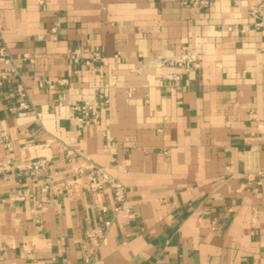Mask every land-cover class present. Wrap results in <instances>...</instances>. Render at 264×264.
<instances>
[{"label": "crops", "instance_id": "crops-1", "mask_svg": "<svg viewBox=\"0 0 264 264\" xmlns=\"http://www.w3.org/2000/svg\"><path fill=\"white\" fill-rule=\"evenodd\" d=\"M262 1L0 0L17 69L0 86V164L48 158L35 177L0 178V264H82L94 244L89 264H264V33L241 32ZM83 47L104 62L76 73ZM184 51L198 65L163 64ZM101 95L79 127L70 102ZM90 165L125 186L131 213L115 212L109 185L91 190ZM60 174L81 178L44 191Z\"/></svg>", "mask_w": 264, "mask_h": 264}, {"label": "built area", "instance_id": "built-area-1", "mask_svg": "<svg viewBox=\"0 0 264 264\" xmlns=\"http://www.w3.org/2000/svg\"><path fill=\"white\" fill-rule=\"evenodd\" d=\"M212 0H190V3L200 7H206L211 3ZM251 21L244 23L241 28L242 33H246L251 29L259 30L264 33V0L251 7L249 11ZM58 26L51 28L50 34L56 38L58 34ZM44 37L41 36L40 39ZM201 61V56L190 52L184 51L180 54L178 59H165L163 64L177 66L182 69L187 68L190 65H198ZM6 63L8 68L5 74L1 77L0 86L6 83L13 82V76L17 74V69L13 64L11 58H9L6 46L0 41V63ZM71 62L75 67V72L78 73L79 67L82 65L93 67L96 64L104 62L103 54L94 50L90 47L77 48L71 53ZM176 79H179L176 76ZM15 98L16 107L15 110L19 117H26L32 112V106L30 104L29 93L22 82H17L15 87ZM109 102V99L105 95H101L99 100L97 99H86L83 101L70 102L71 109L78 114L73 117L79 127H84L88 120L98 119L101 115L103 104ZM43 151H48L50 146L48 144L42 145ZM72 155V152H70ZM48 162V158L45 155H39L36 157H26L20 164L3 163L0 164V178L4 174L17 169L22 174L35 177L42 170L43 165ZM90 173L88 175L89 185L92 191L99 192L105 185H109L114 192V198L116 206L114 208L117 213H131L132 207L127 203V191L125 186L117 179L108 175L103 168L96 167L95 165L89 166ZM263 175V173H261ZM100 176L101 178H98ZM80 174H75L70 177L60 174L58 177H50V181L43 186L44 191L52 190L54 193H62L64 191L72 189V187L78 185L80 181ZM46 210V208H44ZM89 236L94 241H101L104 237L103 231L97 233H91ZM97 244H94L96 246ZM89 247L85 261L82 264H89L95 253V247Z\"/></svg>", "mask_w": 264, "mask_h": 264}]
</instances>
